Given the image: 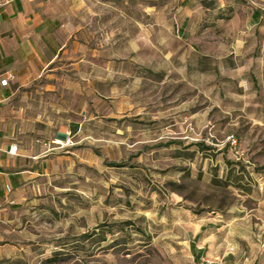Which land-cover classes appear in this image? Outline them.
<instances>
[{
  "label": "rangeland",
  "instance_id": "1",
  "mask_svg": "<svg viewBox=\"0 0 264 264\" xmlns=\"http://www.w3.org/2000/svg\"><path fill=\"white\" fill-rule=\"evenodd\" d=\"M184 1L86 0L19 89L40 175L0 264H264V16Z\"/></svg>",
  "mask_w": 264,
  "mask_h": 264
},
{
  "label": "crops",
  "instance_id": "2",
  "mask_svg": "<svg viewBox=\"0 0 264 264\" xmlns=\"http://www.w3.org/2000/svg\"><path fill=\"white\" fill-rule=\"evenodd\" d=\"M85 1L0 0V260L8 245L23 249L20 243L3 241L5 235L16 234L8 226L18 217L11 209L16 202L14 192L25 180L40 175L38 152L31 146L25 149L17 141L24 134L22 117L33 116L25 113L23 106L15 107L13 100L22 86L49 71L66 51L76 30L73 14ZM243 1L250 22L258 24L264 16V0ZM191 2L198 3L185 0L184 4L188 6ZM4 79H9L7 84ZM27 136L32 138L33 131ZM13 144L18 146L15 155L8 152Z\"/></svg>",
  "mask_w": 264,
  "mask_h": 264
},
{
  "label": "built area",
  "instance_id": "3",
  "mask_svg": "<svg viewBox=\"0 0 264 264\" xmlns=\"http://www.w3.org/2000/svg\"><path fill=\"white\" fill-rule=\"evenodd\" d=\"M8 80H9V79H4L3 82H4L5 84H7V83H8ZM17 149H18L17 144H13V145H11V147H10V149H9L8 152H9L10 154H12V155H15V154L17 153ZM206 262H207V264H213V262L210 261V260H208V259H206ZM222 264H223V263H222Z\"/></svg>",
  "mask_w": 264,
  "mask_h": 264
},
{
  "label": "trees",
  "instance_id": "4",
  "mask_svg": "<svg viewBox=\"0 0 264 264\" xmlns=\"http://www.w3.org/2000/svg\"><path fill=\"white\" fill-rule=\"evenodd\" d=\"M228 175H229V176H230V178H231V172H230V174L228 173ZM233 182L237 183V181H236V180H234Z\"/></svg>",
  "mask_w": 264,
  "mask_h": 264
}]
</instances>
